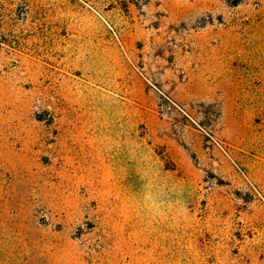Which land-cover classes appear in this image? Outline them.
Returning <instances> with one entry per match:
<instances>
[{"label": "rangeland", "instance_id": "obj_1", "mask_svg": "<svg viewBox=\"0 0 264 264\" xmlns=\"http://www.w3.org/2000/svg\"><path fill=\"white\" fill-rule=\"evenodd\" d=\"M0 0V264H264V0Z\"/></svg>", "mask_w": 264, "mask_h": 264}, {"label": "trees", "instance_id": "obj_2", "mask_svg": "<svg viewBox=\"0 0 264 264\" xmlns=\"http://www.w3.org/2000/svg\"><path fill=\"white\" fill-rule=\"evenodd\" d=\"M237 2H238V0H235V1H234V3H237Z\"/></svg>", "mask_w": 264, "mask_h": 264}]
</instances>
